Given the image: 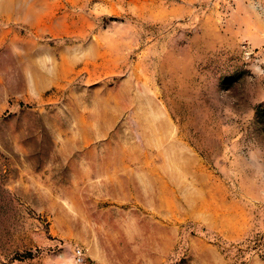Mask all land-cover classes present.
Listing matches in <instances>:
<instances>
[{"label": "rangeland", "instance_id": "rangeland-1", "mask_svg": "<svg viewBox=\"0 0 264 264\" xmlns=\"http://www.w3.org/2000/svg\"><path fill=\"white\" fill-rule=\"evenodd\" d=\"M0 264H264V0H0Z\"/></svg>", "mask_w": 264, "mask_h": 264}, {"label": "built area", "instance_id": "built-area-1", "mask_svg": "<svg viewBox=\"0 0 264 264\" xmlns=\"http://www.w3.org/2000/svg\"><path fill=\"white\" fill-rule=\"evenodd\" d=\"M75 258H76L77 262H81L82 261V251L80 249L76 250Z\"/></svg>", "mask_w": 264, "mask_h": 264}]
</instances>
